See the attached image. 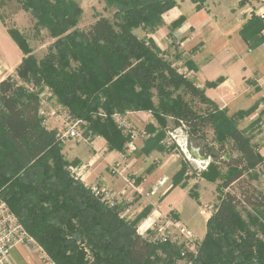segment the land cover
<instances>
[{"label":"trees","instance_id":"16d2710c","mask_svg":"<svg viewBox=\"0 0 264 264\" xmlns=\"http://www.w3.org/2000/svg\"><path fill=\"white\" fill-rule=\"evenodd\" d=\"M17 1L36 19L37 35L46 29L55 38L49 52L37 59L26 36L6 25L2 15L6 0H0V17L24 55L17 75L27 82H44L74 118L89 123L85 136H104L111 149H121L128 138L114 114L151 111L161 127L164 118H171L191 128L193 135L210 125L219 149L229 143L237 153L226 161L220 157L215 164L227 169L221 184L224 194L207 222L200 248L195 252L187 242L159 243L153 240L155 230L138 234V220L124 218L123 209L76 176L74 165L61 154L55 130L43 127L41 95L28 92L9 75L0 82V195L55 263L85 264L78 243L87 240L97 264H176L173 255H184L189 264H258L261 241L241 223L239 206L264 209V196L255 194L250 183L241 197L225 192L244 182L252 169L264 167V157L252 143V130L240 129L226 109H218L173 68L151 38L135 32L148 35L162 26V14L174 0H105L116 10L117 21L97 15L87 30L76 27L83 14L76 0ZM183 21L180 18L172 28ZM181 92L197 98L205 112L198 114ZM101 111L106 117L99 116Z\"/></svg>","mask_w":264,"mask_h":264},{"label":"crops","instance_id":"0c3cea01","mask_svg":"<svg viewBox=\"0 0 264 264\" xmlns=\"http://www.w3.org/2000/svg\"><path fill=\"white\" fill-rule=\"evenodd\" d=\"M180 18L183 23L173 29ZM162 20V26L152 34L142 30L139 36L138 30L135 32L141 38H151L166 57L178 51V65L189 72L194 85L218 109H226L240 129L252 130V143L264 157V0H174ZM0 45L16 59L10 66L0 53L1 82L9 75L15 77L24 56L1 17ZM40 97L42 107L45 104L57 112L42 120L43 127L56 130L67 116H72L53 92ZM249 111L250 115L239 116ZM99 116L106 117L102 111ZM113 117L118 127V120H123L136 130L135 149H128L129 139L121 149H111L104 136H85L88 123L83 129L87 140H70L62 145L61 154L74 165L76 176L101 191L104 200L123 209L124 218L138 220L140 235L175 220L190 229L191 225L201 228L205 237L211 216L201 214L202 197L192 195L191 179L180 174L183 162L161 137L164 127L151 111H127ZM256 121L260 122L258 126H254ZM121 131L124 135L127 132ZM11 259L14 264H40L39 255L28 245L14 249Z\"/></svg>","mask_w":264,"mask_h":264},{"label":"rangeland","instance_id":"374dc122","mask_svg":"<svg viewBox=\"0 0 264 264\" xmlns=\"http://www.w3.org/2000/svg\"><path fill=\"white\" fill-rule=\"evenodd\" d=\"M77 1L84 9V14L76 26L80 30H87L91 24L95 22L97 15L107 17L113 22L117 21L114 19V13L116 10L112 7H109L105 0ZM2 8V15L5 19L4 21L6 25L10 27L15 26L17 29H19L28 39L32 55H34L39 60L43 58L52 48V45L55 43V38H53L46 29H42L40 34L37 35L35 29L36 19L32 16V14L27 13L24 9H22L17 0H6V4H4V7ZM137 33L139 36L142 35V30H138ZM0 53L5 61L7 60V63L10 66L15 64L16 59L14 58L13 53L6 46L0 45ZM178 56L179 52L177 51L176 54L167 56V61H170L173 64V68H175L178 73H180V75L191 80L189 72L183 70V66L178 65ZM14 75L17 83L30 93H37L43 98H46L48 97L49 93L52 92V90L47 85H45L44 82H41L40 84H36L35 82H27L24 78L18 76L17 73H14ZM181 94L188 102H190L191 106L198 112V114L205 112L206 106L202 104L197 98L194 99L193 97H188L183 92H181ZM46 109L50 110V108L44 104L41 110ZM0 111H2V105H0ZM46 116L42 118V120L45 119ZM164 121L166 145L168 147L171 146L179 155L180 160L183 162V176L186 179H191L192 195L197 198L202 197L203 206L201 209H206V211L213 215L216 207L219 204V198L221 197V194H224V189L221 188V184L227 173L226 168L222 167L221 165L215 166V164L218 163L220 157L225 161L230 159V157H235L237 155L236 151L233 150L232 145L229 143L225 144L226 148L224 150L219 149L220 144L214 140V131L210 125L204 124L200 128L198 135H193L191 128L186 126L184 123H180L179 125L175 124L171 118H164ZM245 125L246 124H243V126ZM178 141L182 144L186 142L185 147L180 145ZM190 147L195 149L199 148L202 151V155H204L203 153L207 154V156H209L208 162L199 163L192 160L193 158L189 154ZM185 148L187 149V152L183 151ZM188 155L191 157V160L187 159ZM210 164H212V166ZM242 181L244 182L233 184L230 188L225 190V192H229L241 197V193L247 188L246 184L250 183L251 187H253L255 190V194H262L264 196V167L252 169L249 175L246 174L244 176ZM239 209L241 223L258 234V238L261 241L260 248L262 253H260L259 250L257 259L260 260L258 264H264V209L251 208L244 204H240ZM174 224L175 220L171 221V225L164 229L169 232L170 236H173L175 240L173 238L167 241L162 240L160 239L158 233L156 236L155 232L156 238L160 239L159 243L168 242L176 246L182 242H187V244L191 246V250L196 252L201 246L202 241L200 240L204 237V231L201 230V228L198 229L191 225V231L194 234V240L189 242L182 235H180L177 227ZM87 244V240L79 242L78 251L83 255L85 264H97V257L95 253L93 249ZM158 254L164 255L162 250H159ZM173 257L176 260V264H189L184 255L181 257L173 255Z\"/></svg>","mask_w":264,"mask_h":264},{"label":"built area","instance_id":"2783aa9c","mask_svg":"<svg viewBox=\"0 0 264 264\" xmlns=\"http://www.w3.org/2000/svg\"><path fill=\"white\" fill-rule=\"evenodd\" d=\"M56 113V111H51L49 109L41 110L40 112L42 118L49 114L56 115ZM118 124L121 129L127 130L125 135L129 139L128 149L134 150L138 133L132 127L131 123H128L127 121L118 120ZM87 126V121H84L83 119H76L72 116H67L66 119H64L60 126L55 130V139L61 145L70 140H87V138H85L83 134V129ZM178 143L180 142L178 141ZM185 144L186 142L183 144L180 143V145H182L183 147H185ZM186 148L183 149L184 152H187ZM190 156H187L188 160H191L192 156ZM208 159L206 162L198 161L194 158L192 160L199 163H207ZM201 214L204 216H212L211 213L206 211V209H202ZM174 225L177 227L180 235H182L186 240H188L189 242H192L194 240V234L191 229L179 222H175ZM164 228H166L165 225L159 227L156 226L153 229L156 232V236L158 233L160 239L165 241L173 238V236H170V233L167 232ZM156 236L153 238V240L157 239ZM19 245H28L33 247L35 252L39 255L40 264H56L45 251V249L41 245H39L37 241L27 232L26 228L21 223L17 215H15L11 211L6 201L0 195V264H14L11 259V253Z\"/></svg>","mask_w":264,"mask_h":264},{"label":"water","instance_id":"95a60500","mask_svg":"<svg viewBox=\"0 0 264 264\" xmlns=\"http://www.w3.org/2000/svg\"><path fill=\"white\" fill-rule=\"evenodd\" d=\"M190 154L191 156L198 161L206 162L208 157L205 155L200 154V149H195L190 147Z\"/></svg>","mask_w":264,"mask_h":264}]
</instances>
